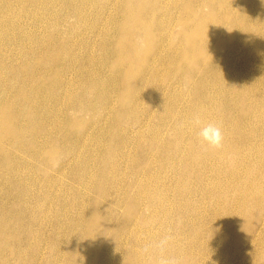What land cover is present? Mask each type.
<instances>
[{
	"label": "rangeland",
	"instance_id": "obj_1",
	"mask_svg": "<svg viewBox=\"0 0 264 264\" xmlns=\"http://www.w3.org/2000/svg\"><path fill=\"white\" fill-rule=\"evenodd\" d=\"M129 6L144 46L123 87ZM241 94L257 109L224 149ZM0 105L18 132H0V264H159L140 249L166 233L180 264H264L261 0H0Z\"/></svg>",
	"mask_w": 264,
	"mask_h": 264
},
{
	"label": "bare ground",
	"instance_id": "obj_2",
	"mask_svg": "<svg viewBox=\"0 0 264 264\" xmlns=\"http://www.w3.org/2000/svg\"><path fill=\"white\" fill-rule=\"evenodd\" d=\"M136 1V0H135ZM259 1V0H258ZM138 2V1H137ZM206 2V1H205ZM213 2H214V0H213ZM221 2V1H220ZM224 2V1H223ZM132 3H134V2H132ZM131 3V4H132ZM140 3H141V1H140ZM157 3V2H156ZM259 3V2H258ZM130 4V5H131ZM139 4V3H138ZM209 4V3H208ZM217 4H219V3H217ZM223 4V3H222ZM157 5V4H156ZM212 5V4H211ZM125 6H127V5H125ZM151 6H152V4H151ZM222 6V5H221ZM130 7V6H129ZM204 7V6H203ZM223 7V6H222ZM259 7V6H258ZM131 8V7H130ZM152 8V7H151ZM187 8H189V6L187 7ZM209 8V7H208ZM125 9H126V7H125ZM183 9H184V7H183ZM210 9V8H209ZM213 9V8H212ZM129 9H127V11H128ZM199 10V9H198ZM211 10V9H210ZM214 10V9H213ZM261 10V9H260ZM126 11V12H127ZM186 11H188V9L186 10ZM201 11H202V9H201ZM124 12H125V10H124ZM125 12V13H126ZM124 13V14H125ZM148 13H150V12H148ZM183 13H185V12H183ZM199 13V12H198ZM148 15V14H147ZM181 15H182V13H181ZM193 15V14H192ZM139 16H140V11L138 10V8H135V7H132L131 8V13H130V17L127 19V20H129V25L130 26H127V27H123L122 28V30H121V32H120V37L122 36V41L121 40H119L118 42H117V47H116V49L114 50V51H116L117 50V52L119 51L120 53H121V55L120 56H122V58H124V62L126 61V63L125 64H130L129 66H131V68L129 67V69L127 70V71H123L124 73L121 75V76H119V80L120 81H123L124 82V85L125 86H123V87H126V84H129V83H131L132 82V80L133 79H135V73L133 72V67L134 66H132L133 64H135L136 63V60H137V57H138V55H139V52H140V49H139V45H140V43H139V45L136 43V42H134V38H136L137 37V35L139 34V31H141V30H139V29H141V28H139V27H137V26H135L134 27V25H135V23L136 22H138V20H139ZM146 16V15H145ZM181 17V16H180ZM193 18V17H192ZM142 19V18H141ZM182 19V18H181ZM185 19V18H184ZM211 19V18H210ZM209 19V20H210ZM226 19V18H225ZM186 20V19H185ZM196 20V19H195ZM226 20H228V19H226ZM71 21V20H70ZM141 21V20H140ZM193 21V20H192ZM205 21H207V20H205ZM74 22V21H73ZM179 22V21H178ZM189 22V21H188ZM190 22H191V20H190ZM193 22H195V21H193ZM199 22V21H198ZM124 23V22H123ZM142 23H143V21H142ZM151 23V22H150ZM216 23V22H215ZM74 24V23H73ZM182 24V23H181ZM191 24V23H190ZM198 24V23H197ZM200 24V23H199ZM203 25H205L204 23H202ZM225 24H227V23H225ZM79 25V24H78ZM179 25V24H178ZM229 25V24H228ZM230 25H232V24H230ZM234 25V24H233ZM151 26V25H150ZM76 27V26H75ZM185 27V26H184ZM231 27V26H230ZM198 28V27H197ZM251 28H253V27H251ZM152 29V28H151ZM150 29V30H151ZM178 29V28H177ZM183 30V29H182ZM196 30V29H195ZM199 30V29H198ZM233 30V29H232ZM201 31H203V30H201ZM205 31V30H204ZM226 31V30H225ZM227 31H230L229 30V27H228V30ZM251 31H253V30H251ZM131 32V33H130ZM193 32V31H192ZM209 32V31H208ZM231 32V31H230ZM141 33V32H140ZM174 33V32H173ZM183 33V32H182ZM184 34V33H183ZM190 34V33H189ZM196 34V33H195ZM204 34H205V32H204ZM173 35V34H172ZM220 35V34H219ZM136 36V37H135ZM143 36V35H142ZM149 36V35H148ZM151 36H153V35H151ZM190 36V35H189ZM199 36V35H198ZM119 37V38H120ZM178 37V36H177ZM186 37H188V36H186ZM195 37H197V35L195 36ZM203 37V36H202ZM206 37V36H205ZM212 37V36H211ZM173 38V37H172ZM174 38H176V36L174 37ZM213 38H214V36H213ZM137 39V38H136ZM188 39V38H187ZM196 39V38H195ZM204 39V38H203ZM215 39V38H214ZM141 40V39H140ZM191 40V39H190ZM136 41V40H135ZM139 41V40H138ZM150 41V40H149ZM172 41V40H171ZM173 41H174V39H173ZM173 41H172V44H174L173 43ZM187 41V40H186ZM142 42V41H141ZM143 42H145V44H146V41L144 40ZM175 42V41H174ZM200 42V41H199ZM149 44H151L150 42H149ZM50 45H52V44H50ZM143 45V44H142ZM142 45H140V46H142ZM187 45H188V43H187ZM193 45V44H192ZM215 45V44H214ZM144 46V45H143ZM148 46H150V45H148ZM217 47H218V45H217ZM105 52H107L108 50L110 51V46L108 45V43L107 42H104L103 44H102V47H101ZM58 49V48H57ZM213 49H214V47H213ZM192 50V49H191ZM184 51H185V49H184ZM203 51V50H202ZM190 52V50H188L187 52H186V54H188ZM46 53H47V51H46ZM145 53H147V52H145ZM144 53V54H145ZM119 54V53H118ZM144 54H142V55H144ZM50 57V56H49ZM139 58H140V55H139ZM142 58V57H141ZM122 60V59H121ZM140 60H142L143 61V58L142 59H140ZM115 61V60H114ZM193 62V61H192ZM142 63V62H141ZM191 63V62H190ZM194 64V63H193ZM190 65V64H189ZM142 66V65H141ZM192 66V65H191ZM193 67H194V65H193ZM198 68V67H197ZM135 70L136 69H138V68H134ZM140 69V68H139ZM17 73L18 74H21L22 72H23V70H24V65L23 64H21L20 66H18L17 67ZM26 72V71H25ZM215 71H212L211 72V74L213 75V73H214ZM210 74V75H211ZM28 75V74H27ZM185 78V77H184ZM188 80V79H187ZM136 81V80H135ZM184 82H186V80L184 81ZM130 85V84H129ZM129 85H127V86H129ZM131 85H132V83H131ZM130 85V86H131ZM133 86V85H132ZM131 86V87H132ZM134 87V86H133ZM184 87H186L185 85H184ZM129 88V87H128ZM199 89H200V87H198V88H196V98H197V94H199ZM124 90V89H123ZM123 90H122V96H124V92H123ZM126 91V90H125ZM219 91V90H218ZM239 92V91H238ZM241 92V91H240ZM251 94H253V92H252V90L250 89L249 90V95H251ZM125 95H126V92H125ZM121 96V97H122ZM239 96V95H238ZM120 97V98H121ZM195 98V99H196ZM239 98L240 99H237V100H235L234 101V103H231V104H228L227 106H226V112L227 113H235V115H236V113H237V111H239V114H240V112H241V115H240V117H237V116H235L236 118H235V120H233V122L231 123V125H230V134H229V144L227 145V147L226 148H224V149H227V148H238V145H240V144H242V143H244L245 142V135H242V133H243V131L244 130H246V129H248V127H250V124L248 123V121H247V117L250 115V113L251 112H253L255 109H257V104H254V105H247L246 103H247V100H248V97H247V95H243V94H241L240 96H239ZM14 99V98H13ZM123 101H124V99L123 98H121ZM120 100V99H119ZM207 100H209L207 97H203L202 99H201V101H203V102H206ZM14 101V100H13ZM209 102H212V99L211 100H209ZM9 103V102H8ZM13 104V103H12ZM123 104H124V102H123ZM123 104H121V105H123ZM1 106H3V105H0V107ZM8 107H10V106H8ZM127 107H128V105H127ZM1 109V108H0ZM6 110H7V108H6ZM11 110V109H10ZM5 111V110H4ZM10 112V111H9ZM12 112V111H11ZM14 114V113H13ZM81 114H82V112H81ZM87 115V114H86ZM14 116V115H13ZM6 118H8V117H5V116H2V115H0V132H2V135L3 134H5V135H7V134H11L12 135V137H13V141H14V143H16V141L18 140L17 139V136H16V132H13L12 130H10L9 129V127H8V123H7V120H6ZM86 118V117H85ZM129 119V118H128ZM74 121V120H73ZM129 122V121H128ZM76 123H77V121H76ZM14 129V128H13ZM39 129V128H38ZM146 131V130H145ZM18 133V132H17ZM10 135H8V137H9ZM5 140V139H4ZM3 140V141H4ZM2 141V142H3ZM8 141V140H7ZM5 142V141H4ZM200 142V141H199ZM7 143V142H6ZM12 144H13V142H12ZM11 144V145H12ZM1 146H3V145H1ZM7 149H8V147H7ZM12 151H14L13 149H12ZM6 152H7V150H6ZM15 153V152H14ZM53 153V152H52ZM52 153H50V154H52ZM49 154V153H48ZM54 154V153H53ZM52 154V155H53ZM48 157H50V159H51V157L52 156H49V155H47ZM54 157V156H53ZM52 157V158H53ZM52 162V161H51ZM53 162H55V160L53 161ZM48 163V162H47ZM53 163H51V165H52ZM54 165V164H53ZM40 174H41V172H39ZM42 173H45V172H42ZM62 175V174H61ZM85 190V189H84ZM84 192V191H83ZM99 195V194H98ZM100 198V197H99ZM98 200V199H97ZM97 207V206H96ZM168 208V207H167ZM94 209H96V208H94ZM103 209V208H102ZM105 210V209H104ZM94 211V210H93ZM119 211V210H118ZM100 212V211H99ZM127 212V211H126ZM95 214V213H94ZM93 214V216L94 217H97V215L95 216ZM101 215H102V213H101ZM44 216V215H43ZM55 217V216H54ZM85 218H88V216L87 215H85L84 216ZM93 217V218H94ZM118 217V216H117ZM92 219V218H91ZM194 219V218H193ZM97 221L99 220V219H96ZM92 221V220H91ZM90 221V222H91ZM96 221V222H97ZM102 221V220H101ZM99 222V221H98ZM102 223H103V221H102ZM90 224V223H89ZM88 224V225H89ZM92 224H94V226H95V223H92ZM98 224V223H97ZM96 224V225H97ZM262 224V223H261ZM99 225H103V224H98L97 226L99 227ZM113 225V224H112ZM84 226V225H83ZM91 228V227H90ZM95 228H97V227H95ZM100 228H101V226H100ZM0 229H1V227H0ZM104 229V228H103ZM60 231H61V229H60ZM89 231V230H88ZM105 232V231H104ZM104 232L102 233V235H104ZM28 233V232H27ZM89 233H90V231H89ZM88 233V234H89ZM81 234V233H80ZM83 234V233H82ZM92 235V234H91ZM89 236H90V234H89ZM107 236V235H106ZM2 237V236H1ZM80 237H81V235H80ZM93 237V236H92ZM90 238H91V236H90ZM105 238H107V237H105ZM82 239V238H81ZM87 239V238H86ZM75 241V240H74ZM81 241V240H80ZM7 242V241H6ZM26 242V241H25ZM79 242V241H78ZM1 243V242H0ZM44 243V242H43ZM91 244V243H90ZM92 244H93V242H92ZM102 244H103V242H102ZM69 245V244H68ZM1 246H3L2 244H1ZM12 247V246H11ZM34 247V246H33ZM44 247V246H43ZM68 247V246H67ZM81 247V246H80ZM10 248V247H9ZM8 248V249H9ZM93 248V247H92ZM13 249V248H12ZM21 249V248H20ZM43 249V248H42ZM89 249V248H88ZM62 250V249H61ZM93 250V249H92ZM66 251H68L67 249H66ZM65 251V252H66ZM89 251V250H88ZM27 252V251H26ZM50 252V251H49ZM69 252V251H68ZM71 252V251H70ZM69 252V253H70ZM90 252V251H89ZM1 253V252H0ZM68 253V254H69ZM36 254V253H35ZM41 254V253H40ZM50 254V253H49ZM42 255V254H41ZM65 255H67V254H65ZM96 256V255H95ZM84 258H86V257H84ZM10 259V258H9ZM40 259V258H39ZM91 259V258H90ZM18 260H19V258H18ZM4 261V260H3ZM17 261V260H16ZM38 261V260H37ZM94 261V260H93ZM22 263V262H21ZM47 263V262H46ZM36 264H38V263H36Z\"/></svg>",
	"mask_w": 264,
	"mask_h": 264
},
{
	"label": "clouds",
	"instance_id": "obj_3",
	"mask_svg": "<svg viewBox=\"0 0 264 264\" xmlns=\"http://www.w3.org/2000/svg\"><path fill=\"white\" fill-rule=\"evenodd\" d=\"M261 3H264V0H261ZM192 123L198 128V136L205 145L212 148H219L221 146L223 135L221 128L216 123L201 124L198 116L193 118ZM172 239V235L166 233L158 241L145 244L140 251L142 254H159L161 256L159 264H180L177 258L163 257V253L167 250Z\"/></svg>",
	"mask_w": 264,
	"mask_h": 264
}]
</instances>
